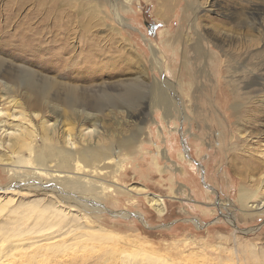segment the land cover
Returning <instances> with one entry per match:
<instances>
[{
	"label": "rangeland",
	"instance_id": "rangeland-1",
	"mask_svg": "<svg viewBox=\"0 0 264 264\" xmlns=\"http://www.w3.org/2000/svg\"><path fill=\"white\" fill-rule=\"evenodd\" d=\"M0 111V264H264V0H0Z\"/></svg>",
	"mask_w": 264,
	"mask_h": 264
},
{
	"label": "bare ground",
	"instance_id": "bare-ground-1",
	"mask_svg": "<svg viewBox=\"0 0 264 264\" xmlns=\"http://www.w3.org/2000/svg\"><path fill=\"white\" fill-rule=\"evenodd\" d=\"M250 15H251V19L253 20H257L258 21V19H261L262 17H261V14L259 13V11L257 10V9H255V10H253V11H251V13H250ZM259 22V21H258ZM162 105V104H161ZM4 112L3 111H0V118H3L4 117ZM11 116V115H10ZM10 118V117H9ZM15 119V118H14ZM1 123H2V121L0 120V125H1ZM2 127V126H1ZM17 131V130H16ZM19 131V130H18ZM26 136H25V134H22V133H20V139H19V141L22 139H24ZM67 144H68V142H67ZM0 193H2V194H8L9 192L8 191H0ZM244 193V191L243 190H241L240 189V193H239V197L238 198H240L241 196V194H243ZM148 197H150V199H149V201H148V205L158 214V215H160V216H162V215H164V208H163V205H162V203H161V198H159L158 196H156V195H154V194H148L147 195ZM242 198V197H241ZM240 198V199H241ZM239 200V199H238ZM247 207L248 208H250V209H253V210H262V208L264 207V199L263 200H261V201H259L257 204H248L247 205ZM84 221H86L85 219H83ZM86 225L88 226V228L91 230V234L92 235H94V236H96V237H98V238H100V239H105V236H103V235H100V234H98V232L96 231L97 229H94V228H92V227H90V225H88L87 224V222H86ZM35 245H38V242L37 241H35V242H33L32 243V245L31 246H35ZM20 247V246H19ZM18 248V247H17ZM16 248V249H17ZM1 250H0V254H1ZM34 260V259H33Z\"/></svg>",
	"mask_w": 264,
	"mask_h": 264
}]
</instances>
